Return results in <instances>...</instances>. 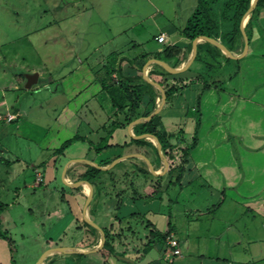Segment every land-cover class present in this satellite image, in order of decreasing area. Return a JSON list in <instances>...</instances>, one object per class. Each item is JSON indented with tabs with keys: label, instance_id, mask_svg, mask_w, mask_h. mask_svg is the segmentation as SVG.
<instances>
[{
	"label": "crops",
	"instance_id": "crops-1",
	"mask_svg": "<svg viewBox=\"0 0 264 264\" xmlns=\"http://www.w3.org/2000/svg\"><path fill=\"white\" fill-rule=\"evenodd\" d=\"M164 1L165 5L171 2ZM103 2H118L116 10L120 12L117 16L129 21L127 27L117 31L112 38L93 51L83 53L86 60H80L78 68L87 66V73L78 75L79 73L71 71L60 79L45 78L40 84L42 72L38 70L37 82L31 87L26 84L28 89L41 88L43 92L39 91V94L46 96V103H54L51 105L56 113V133L49 146L42 149L44 155L35 158L30 164L34 180L26 185L34 189L44 186L48 192L55 190L63 196V200L69 201L72 218L67 226H71L72 220H76L82 237L75 244L64 246L90 251L85 254L55 253L46 259L45 264H264V41L256 26L253 27L248 51L241 59L228 62L223 56L218 57L216 61L221 64L212 70H208L204 62L195 59L183 73L155 77L151 72L162 70L163 67L158 64L148 67L149 76L159 83L161 79H168L170 83L182 79V86L186 85L171 99L167 98L160 113L153 117V125L157 130L173 135L171 142L175 145L174 157L170 158L163 149L169 163L166 170L154 139L146 138V144L133 142L139 140L131 135H139L136 125L150 120L137 123L129 129L131 122L146 117L144 114L148 110H151V114L161 103L160 90L152 84L153 88L144 90L146 99L156 97L155 104H141L135 109L136 118L125 124L126 119L133 115V110L129 106L123 111L118 110L110 94L103 89L96 71L107 63V56L116 53V68L119 67L124 76L143 77V68L147 61L157 58L155 54L163 53L169 45L181 47L183 59L179 64L176 63V58L167 59L162 55L161 59L174 67L187 63L192 56L193 41L183 35V29L199 0L174 2L173 15L170 17H167L165 10L153 14L144 11L143 7L147 4L149 7H158L163 2L161 0ZM132 2L137 4L132 6ZM100 6L103 7L102 3ZM56 7L64 17H70L67 14L74 10L72 17L77 18L98 8L95 4H89L88 0H61ZM260 17L264 22V11L260 13ZM138 28L143 33L152 29L151 35L157 32L153 35V40L159 46L154 43L150 45L151 42L141 36H134L133 32ZM142 32L137 35L143 34ZM161 33L167 35L165 46L156 39ZM122 35H133V38L128 42H123L122 39L117 42ZM218 39L222 41L221 38ZM205 42L201 41L199 44ZM130 45L135 50L143 51L128 55L125 50ZM243 48L244 40L243 45L231 51L240 54ZM221 53L224 54L222 50ZM75 55H79V51ZM201 55L205 56L206 53L202 52ZM229 66H232L233 72L224 76V71ZM214 71L217 74L211 77ZM119 77L117 72L112 75L114 80ZM203 96L207 103L213 105L211 110H207L208 113L200 106ZM1 101L0 104L6 106L5 114L15 112L17 115V119L10 123L18 121L27 112V105L20 107ZM126 104L130 105L129 102ZM36 106H41V103L38 101ZM191 109L195 112L199 109L200 114H204L200 117V124H208V130L200 134L197 145L185 157L182 149L192 144L186 141L194 139L197 129L198 117L188 115ZM219 113L221 117L213 119ZM185 118H188L186 122L176 121ZM169 121L178 123L179 126L176 125L174 130L168 125ZM117 123L124 125L115 127ZM148 127L151 128V125ZM16 130L17 134L20 133L22 126L18 125ZM110 132V146L98 152L94 146L101 144L102 139ZM75 135L84 139L74 142L62 154L56 153L66 140ZM202 146L200 153L196 155L195 152ZM2 151L9 152L5 148ZM49 154L51 157L47 159ZM14 156L11 160L4 158V163L8 166L5 174L7 177L12 163L23 162L20 156ZM143 156L149 159L152 166ZM118 159V163L109 170L100 169L102 172L93 180L79 178L80 173L86 172L89 167L108 166ZM152 168L157 174L152 172ZM181 168L183 173L180 175ZM129 170L134 176L141 173V178L138 177L141 182L136 186L132 180L130 196L119 204L118 198H122L129 185L126 178H130ZM167 173L169 182H164L162 177ZM81 180L90 181L94 188L93 198L88 206L86 202L91 188L87 183L80 184ZM105 180H114L116 185H122V188L114 191L115 196L110 197L108 203H103L105 191L102 186L106 185H100V181ZM66 181L71 185H66ZM140 185L142 191L139 189ZM156 187L158 190L154 192ZM9 189L6 183L0 184V196ZM164 209L165 212H162ZM85 216L104 231L108 229L115 234V255L98 249L102 234L96 228V232H92L85 225ZM135 222L147 225L146 240H155L152 232L173 234L179 240L180 254L175 255L171 251L167 244L168 236L161 242H153L151 248L145 249V245L140 247L142 241H139L133 231ZM159 223L162 230L158 231ZM2 240L3 238L0 239V244Z\"/></svg>",
	"mask_w": 264,
	"mask_h": 264
},
{
	"label": "rangeland",
	"instance_id": "rangeland-1",
	"mask_svg": "<svg viewBox=\"0 0 264 264\" xmlns=\"http://www.w3.org/2000/svg\"><path fill=\"white\" fill-rule=\"evenodd\" d=\"M60 1L0 0V100L20 107L27 105L26 108H28L27 112L16 122L10 123L6 120H0V177L4 175L0 178V184L4 183L5 185L6 183L10 188L4 195L0 196L8 204L7 209L1 213L0 219L2 228L9 232L15 242V251H11L8 241L3 238L0 244V264H36L46 250L75 244L82 237L76 220H72L71 226H67L72 218L69 213L70 204L68 200H63V196L55 190L48 192L44 186L34 189L26 185L34 180V172L30 168V164L35 158L44 155L42 149L49 146L56 133L54 122L56 113L52 106L54 103L45 102L46 96L39 94V91H42L41 88L28 89L26 87L27 76L38 73V70L41 71V84L45 78L60 79L62 75L69 74L71 71L79 73L78 75L86 74L87 66L78 68L80 60L82 62L86 60L84 54L93 51L94 48L116 35L117 31L127 27L129 19L117 16L120 12V10H116L118 9V2L113 4L112 2H103V0L100 1L102 8L99 0H88L89 4H95L98 7L95 11L86 12L83 16L77 18L76 16L72 17L75 12L71 10L67 14L70 17H64L63 13L56 7ZM161 1L163 2L158 7H149L147 4L146 7H143L144 11L153 14L165 10L167 17L172 16V7L175 6L178 0H170V4L167 5H165L166 1ZM130 4L134 6L137 3L132 2ZM262 11H264V8L260 9V13ZM192 14L191 12L190 17ZM221 20L220 18V23ZM255 26L264 41V22L261 20L260 14ZM151 30L143 33V30L138 28L134 30L133 35L141 36L144 40L148 39L151 42L150 45L154 43L159 46L153 40V35L157 32L151 35ZM141 32L143 34L137 35ZM133 35L119 36L117 42L120 39L123 42H128L133 38ZM166 44L167 42L161 45L165 46ZM78 51L79 55H75ZM140 51L143 50H135L131 45L126 47L125 50L128 55H134L135 52ZM111 61L112 59H109L107 65H111ZM105 66L106 64L96 71L100 82L107 76ZM230 72H233L232 66L224 71V76H228ZM216 74L217 71L212 72L211 77H215ZM56 87H58V84ZM102 87L104 89L103 84ZM38 101L41 106H36ZM197 104H200V102ZM200 106L204 107L206 111L213 108V105L207 103L204 96ZM0 112L4 114L7 112L4 104H0ZM11 113L15 114V112ZM188 115L190 117L204 116L198 111L195 112L194 109H191ZM218 117H221L220 113L213 119ZM187 120L188 118L184 120L177 119L176 121L180 123ZM168 123L173 128H176V125L179 126L178 123L173 124L170 121ZM18 125L22 126V131L17 134L16 127ZM207 126L208 124H199V139L200 134L207 132ZM193 141L190 138L186 142L189 144ZM2 148L9 152H3ZM202 148L203 146L195 154L198 155ZM14 155L20 156L23 162L12 163V168H10L7 177L5 174L8 166L5 165L4 158L11 160L14 159ZM50 157L49 154L47 159ZM24 162H27V164ZM129 175L130 178L126 177L129 183L128 188L125 189L123 195L120 194L122 198H118L119 204L130 196L132 180L135 181L136 186L138 182H141V179H139L141 173L134 176V173L129 170ZM162 179L167 182L169 173L164 175ZM103 183L104 186L106 185L103 188L105 191L103 203H108L109 198L115 196L114 191L122 188V185H116L114 180H105ZM139 187L142 191V186ZM162 212H165V209ZM157 219L160 222V219ZM144 225L137 222L134 224L133 231L136 232L140 240L135 239L142 241L140 247H144L149 242V239L146 240L147 225ZM159 230H162L160 223ZM158 239L161 242V235ZM129 240L132 242V239ZM4 247H7V249L4 250ZM130 263L133 264V262ZM165 264L168 263L165 262Z\"/></svg>",
	"mask_w": 264,
	"mask_h": 264
},
{
	"label": "trees",
	"instance_id": "trees-1",
	"mask_svg": "<svg viewBox=\"0 0 264 264\" xmlns=\"http://www.w3.org/2000/svg\"><path fill=\"white\" fill-rule=\"evenodd\" d=\"M250 5H251V0H199L197 8L195 9L192 16L187 21V24L183 29V35L186 38L190 39L191 41H193L195 38L201 35H206L214 38H221L222 42L230 50H235L240 45H243V35L240 29V24L244 14L249 9ZM261 8H264V0H259L258 5L254 10V12L252 13L251 18L246 26V31L249 36V40H251L253 27L257 24V19L260 14ZM220 18L222 19L221 23L219 22ZM198 49L199 52L196 60L204 62L208 67V70H212L213 68L221 64V62L216 61L218 57L223 56L228 62H231L233 60L231 58L226 57L224 54L221 53V50L218 47L212 45L209 42L199 44ZM202 52H205L206 55L205 56L201 55ZM182 54H183V50L181 47L176 45H169L165 47L163 53H157L155 54V56L159 59L162 58V55L167 59L176 58L177 59L176 63L179 64L183 59ZM108 58L112 59L111 65H107L106 63V66L104 68L107 70L106 72L107 76L103 78L101 82L104 85V89L112 97L114 105L118 108V110L123 111L125 110V108H127V106L130 107L129 109L133 110L134 112L133 115L126 119L125 124H129L131 121H133L136 118L137 115L135 113V109L139 108L141 104H147V103L155 104L156 97H151L149 99H146L145 94H143L144 90H146L147 88L149 89L153 88V86L147 81H145L142 76H129V77L124 76L121 72V69L119 67L116 68L115 65L117 58L116 53H112ZM209 59H211V61ZM214 61H216V63H214ZM161 69L162 70L156 69L152 71L151 74L154 75V77L155 75H161V76L172 75L171 73L167 72L164 68ZM116 72L120 74L118 80H114L112 78V75ZM154 77L153 79H155ZM160 83L166 89L168 99H171L176 93L180 92L182 88H184V86H186V85L182 86V79L179 81L177 80V82H171V83L169 82L168 79H161ZM207 86L209 85L207 84ZM126 101L129 102L130 105L126 104L127 103ZM150 112L151 110H148L147 112H145L144 115L148 116ZM198 113H200L199 109H198ZM154 118L151 119L149 122L140 123L136 125V132L137 134H143V133L155 134L160 139V142L162 143L166 155H168L170 158H173L174 157L173 150L175 147V145H173V143L171 142L173 135L168 134L166 132L164 133L161 130H157L156 127L153 125ZM149 124L151 125V128L148 127ZM199 124H200V117L198 116L197 129L193 139L194 141L191 145L182 149L183 156L185 157L189 154V152L193 148H195V146L198 143ZM121 125L124 124L117 123L115 127ZM110 134L111 132L108 134L107 137L102 139L101 144L94 146V148L98 152H102L104 149L110 146L108 145ZM82 139H84L82 136L75 135L74 137L66 140L61 145V147L56 151V153L62 154L66 148H68L74 142ZM133 142L135 144L148 143V141H146L145 139L133 140ZM172 170L173 168L170 170V173L172 172ZM101 172L102 171L100 169L89 167V169L86 172L80 173L79 178L80 179L87 178L93 180L97 178V176ZM182 173H183V168L180 169V175ZM103 182L104 181H100V185H104ZM103 188L104 187L102 186V189ZM157 190L158 187H156L154 192H156ZM152 195H154V193ZM7 207L8 204L0 200V218H1V213L5 211ZM85 225L92 232H96V229L91 225L87 223H85ZM105 233L107 240L103 248V251L109 252L110 255H115L114 241L116 239V236L115 234L111 233L108 229H105ZM151 234L155 240L154 241L149 240V242L145 244V249L151 248L153 246V242L155 241L160 242L159 239H156L159 238V235H161V241H163V239L165 240L166 237L168 236L167 234L162 235L158 232L155 233L152 232ZM1 238H5L9 243L11 251H15V242L13 238L10 236L9 232L6 229L4 230L2 228L1 219H0V239Z\"/></svg>",
	"mask_w": 264,
	"mask_h": 264
},
{
	"label": "water",
	"instance_id": "water-1",
	"mask_svg": "<svg viewBox=\"0 0 264 264\" xmlns=\"http://www.w3.org/2000/svg\"><path fill=\"white\" fill-rule=\"evenodd\" d=\"M258 2H259V0H251V5H250L249 9L246 11V13L244 14V16H243V18L241 20L240 29H241V32H242V35H243V40H244V48H243L242 53H240V54L233 53L218 38L209 37V36H206V35H201V36H198L197 38H195L193 40V52H192V56L188 60V62L185 63L184 65H181L179 67H174L170 63H168L167 61L162 60V59L155 58V59L148 60L147 63L145 64L144 68H143V77H144V79L148 83L152 84L153 86L157 87L160 90V93H161V96H162L161 103H159V105L156 107V109L150 115H148L146 117L138 118V119L134 120L133 122H131V124L129 125V129L131 130V128L135 124L140 123V122H143V121H149L154 116H156L157 114H159L160 111L162 110V108H163L166 100H167V93H166L165 88L159 82L155 81L153 78H151L149 76L148 67L150 65H152V64H158V65L162 66L166 71H168L171 74L183 73L195 61V59H196V57L198 55V45H199V43L201 41L209 42L212 45L220 48L223 51V53L226 55V57H228V58L236 59V60L243 58L246 55L247 51H248L249 42H250L249 36L247 34V31H246V25L249 22L252 13L256 9V7L258 5ZM37 80H38V73H34V74L28 75L27 76V87H31L34 83L37 82ZM131 135H132V137L134 139H146V138H152V139H154L155 142H156L158 151H159L161 157L164 159L165 166H166V170L168 169V167H169L168 159H167L166 155L163 152V146H162V143L160 142V139L155 134H152V133H143V134H139V135H134V134L131 133ZM143 158L151 165L149 159L146 156H143ZM118 161H119V159L116 160V161H114V162H112L108 166L96 165V167L99 168V169H102V170H109L116 163H118ZM152 172L154 174H157L156 171L153 168H152ZM79 183L80 184L87 183L90 186V188H91L90 193L88 195L87 202H86V206H88L90 204V202L92 201V198H93V193H94L93 185L88 180H81V181H79ZM66 185H69L70 186L71 183H68L66 181ZM85 221L89 225H91L92 227L96 228L97 230H99L101 232V234H102V240H101V243H100L98 249H103L104 246H105L106 240H107L106 233H105L104 229L102 227H100L96 222H94L92 219H90L87 216H85ZM89 252L90 251H83V250H80V249H78L76 247H65V246L64 247L63 246L53 247V248H50V249L46 250L43 253V255L39 258V260H38V262L36 264H45L46 259L49 256H51V255H53L55 253H62V254H85V253H89ZM122 258H124V259H126L128 261H131V259H128L126 257H122Z\"/></svg>",
	"mask_w": 264,
	"mask_h": 264
},
{
	"label": "built area",
	"instance_id": "built-area-1",
	"mask_svg": "<svg viewBox=\"0 0 264 264\" xmlns=\"http://www.w3.org/2000/svg\"><path fill=\"white\" fill-rule=\"evenodd\" d=\"M156 39L158 40L159 43H165L167 42V35L165 33H161L160 35H158ZM16 118H17L16 114H13V113L4 114L0 112V120H6L8 122H12ZM167 244L175 255L180 254L181 250L179 247V244H180L179 240L176 237H174L173 234L168 235Z\"/></svg>",
	"mask_w": 264,
	"mask_h": 264
},
{
	"label": "bare ground",
	"instance_id": "bare-ground-1",
	"mask_svg": "<svg viewBox=\"0 0 264 264\" xmlns=\"http://www.w3.org/2000/svg\"><path fill=\"white\" fill-rule=\"evenodd\" d=\"M85 188H86V186H85ZM85 188H83V189H85ZM87 189L89 190V187Z\"/></svg>",
	"mask_w": 264,
	"mask_h": 264
}]
</instances>
